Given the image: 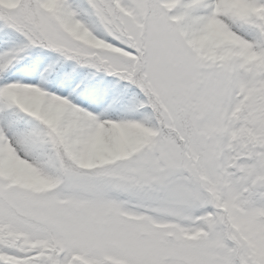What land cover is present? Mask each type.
Instances as JSON below:
<instances>
[{"label": "snow or ice", "instance_id": "snow-or-ice-1", "mask_svg": "<svg viewBox=\"0 0 264 264\" xmlns=\"http://www.w3.org/2000/svg\"><path fill=\"white\" fill-rule=\"evenodd\" d=\"M0 264H264V0H0Z\"/></svg>", "mask_w": 264, "mask_h": 264}]
</instances>
